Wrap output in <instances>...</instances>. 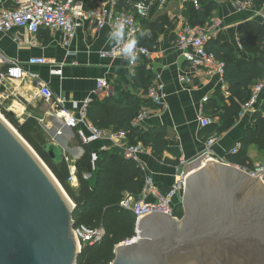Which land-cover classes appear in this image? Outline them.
Wrapping results in <instances>:
<instances>
[{
    "label": "crops",
    "instance_id": "obj_1",
    "mask_svg": "<svg viewBox=\"0 0 264 264\" xmlns=\"http://www.w3.org/2000/svg\"><path fill=\"white\" fill-rule=\"evenodd\" d=\"M17 1L0 0V9L17 6ZM200 1L203 4H217L205 24L213 28L214 24L221 23V29L212 38L220 36L223 42L230 43L240 59H254V52L241 46L238 26L248 19L264 22V7L254 8L255 12L241 11L234 6L233 0ZM100 3L95 2L91 8H97ZM189 4L190 0H162L156 5V10L148 19L157 20L165 16L168 23L155 38L157 45L151 56L145 62L139 61L135 67L130 66L126 58L111 55L112 49L120 42L110 38L109 33L113 30L110 26L96 30L90 23L84 22L69 44L63 31L56 29L42 28L37 34L28 28L0 32L1 105L20 116L22 121L35 117L47 132L48 141L61 146L65 158L76 166L77 160L85 153L84 143L76 129L65 127L64 122L53 115L54 108L59 106L73 110L76 103L80 108L86 100H102L122 91L145 96L134 79L137 69L142 67L139 82L150 77L152 85L162 86L167 95L164 106L153 110L143 127L147 130L165 127L169 144L162 159L154 155L151 145L143 144L145 151L139 158L140 164L162 190L170 188L177 181L178 167L182 161L194 160L207 151L206 141L210 137L216 138V141L200 162L216 159L250 171L256 164L264 163V148L257 144L249 145L248 163L252 164L251 168L232 162L230 153H239L243 147L245 130L254 126L252 114L264 106V92L259 95L253 110L240 114L239 120L229 129L219 130L223 105L220 96L230 95L228 84H223L217 76L209 77L193 70L178 46V32L189 23ZM35 57L46 58L47 62L30 63V59ZM12 61L21 63L27 70L28 74L23 79L10 81L1 78ZM183 75L192 78V83H184L181 80ZM99 78H105L110 83V88L102 94L97 88ZM40 83L49 84L54 93L52 100H44L39 95ZM74 112L78 113V110L74 109ZM202 117L210 118L212 123L202 126ZM58 129H63V134H57ZM104 146L111 147V142L105 138L93 142L96 151ZM86 175L91 177V173ZM77 185L78 182L75 183Z\"/></svg>",
    "mask_w": 264,
    "mask_h": 264
},
{
    "label": "water",
    "instance_id": "obj_2",
    "mask_svg": "<svg viewBox=\"0 0 264 264\" xmlns=\"http://www.w3.org/2000/svg\"><path fill=\"white\" fill-rule=\"evenodd\" d=\"M44 149L62 161L61 146ZM205 155L185 166L184 216L143 218L139 237L119 243L110 264H264V182L237 164L200 162ZM75 208L45 161L0 115V264H77Z\"/></svg>",
    "mask_w": 264,
    "mask_h": 264
},
{
    "label": "trees",
    "instance_id": "obj_3",
    "mask_svg": "<svg viewBox=\"0 0 264 264\" xmlns=\"http://www.w3.org/2000/svg\"><path fill=\"white\" fill-rule=\"evenodd\" d=\"M97 1L104 0H86V7L91 8ZM252 2L255 9L264 7V0H252ZM189 6L188 24L191 26L205 25L217 8L215 2L203 4L201 1L200 7H196L193 0H190ZM155 10L156 8L151 15ZM167 23L168 18L165 16L151 21L148 18L141 19V26L133 37L137 43L153 51L157 45L155 38L164 30ZM141 32L144 33L143 36ZM238 36L241 46L247 51L254 52V59L249 61L240 59L234 53L232 45L223 42L220 36L212 38L207 44L208 50L226 64L225 82L228 84L230 95L220 96L223 102L220 131L229 129L239 120L243 105L252 97L253 86L264 78V22L259 19L244 21L238 26ZM145 60L146 57L140 58L141 62ZM141 68L137 69L134 79L141 90L143 89L145 96L122 91L102 100L97 98L89 104L88 118L100 128L125 130L131 144L142 142L145 146L151 145L154 155L162 159L169 144L166 128L156 127L147 130L133 123L144 106L154 105L147 96V91L152 85L150 77L139 82ZM0 110L45 161L76 204L73 217L75 224H85L89 227L102 226L106 230L100 242L83 245L77 264H110L115 259L116 246L136 235V216L131 210L122 208L121 201L127 194L140 199L146 176L150 173L139 161L127 158L115 147L98 150L99 156L94 168L92 153L96 150L93 143H84L85 153L76 162L78 185H72L69 182L70 162L64 156L61 162L55 163L45 151L44 147L49 143L48 134L39 121L35 117H28L22 121L16 115H11L3 106H0ZM263 111L264 106L252 114L254 126L245 130L242 139L244 145L240 152L230 153L232 162L251 168L252 164L248 163L249 145L257 144L264 148ZM87 173H91L90 178L87 177ZM169 189L161 190L166 193ZM173 211L177 218L184 216V207L180 198L175 199Z\"/></svg>",
    "mask_w": 264,
    "mask_h": 264
},
{
    "label": "built area",
    "instance_id": "obj_4",
    "mask_svg": "<svg viewBox=\"0 0 264 264\" xmlns=\"http://www.w3.org/2000/svg\"><path fill=\"white\" fill-rule=\"evenodd\" d=\"M160 1L162 0H104L97 8H87L86 0H18L17 6L0 9V32H10L14 28H28L33 34H37L42 28L56 29L63 31L69 44L77 36L78 28L84 22H88L96 30H100L106 26L114 29L117 22L123 21L125 23L126 35L123 42H127L128 40L134 39L133 36L141 26V19L149 18L153 9ZM193 2L196 7H200V0H193ZM233 3L238 10L256 11L252 0H233ZM144 9H147L146 14H142ZM221 26V23L214 24L213 28L205 25L191 26L185 24L179 30L177 37L178 46L193 70L197 73H204L209 77L217 76L223 84L227 85L225 82V62L218 59L207 47L208 42L214 34L219 32ZM121 47L122 42L112 49L111 55L124 57L121 53ZM151 54L152 51L148 47L136 43L134 59L124 58L128 60L130 66L135 67L138 65L140 58H148ZM29 62L32 64H44L47 60L43 57H35L31 58ZM27 74V70L21 63L12 61L7 71L1 74V78L18 81L23 79ZM181 80L184 83H192V78L188 76H181ZM97 88L99 93L102 94L110 88V83L105 78H99L97 80ZM162 88V86L151 85L147 91V96L154 105L150 107L144 106L134 119V125L143 126L145 120L153 110L164 106L167 95ZM262 92H264V80L257 82L253 86L252 97L243 105L240 114L253 110ZM39 95L48 101L53 99L54 93L48 83H40ZM90 102V99L86 100L80 108L79 104L76 103L73 110L60 108L59 106L55 107L53 115L62 120L65 127L76 129L83 143H93L105 138L111 142V147L118 148L127 158H133L139 161L140 154L145 151L143 144H131L128 133L125 130L104 129L96 126L88 118ZM74 109L78 110V113H75ZM211 123L212 120L210 118H201L202 126H208ZM57 134H63V129H58ZM215 141L216 138L214 137L207 139V151L204 152L206 153L205 156L209 154V149ZM111 147L104 146L101 150H106ZM98 156L97 151L92 153V164L94 168L96 167ZM194 160L182 161L180 163L178 167V179L170 187L168 192H162L150 174L146 176L145 187L140 199H137L131 194H127L124 197L121 201V207L131 210L136 216V235L128 239V242L136 240L139 237L140 231L138 225L143 218L154 213H164L174 216L175 199L183 197L186 189L185 181L190 174L188 170L185 175V168L182 170V167H185ZM249 172L253 176H259V179L264 182V175H260L264 172V163L256 164ZM69 182L72 185H75L77 182L76 166L74 164H70ZM73 220L74 234L81 251L84 244H96L106 234V230L102 226L89 227L85 224H75V219L73 218Z\"/></svg>",
    "mask_w": 264,
    "mask_h": 264
},
{
    "label": "clouds",
    "instance_id": "obj_5",
    "mask_svg": "<svg viewBox=\"0 0 264 264\" xmlns=\"http://www.w3.org/2000/svg\"><path fill=\"white\" fill-rule=\"evenodd\" d=\"M146 13L147 9H144L142 14ZM143 35L144 33L141 32V36ZM109 36L110 38L115 39L118 42H122L121 53L124 57L128 59H134V51L137 40L132 39L128 40L127 42H123L125 37V23L123 21L117 22L114 29L109 33Z\"/></svg>",
    "mask_w": 264,
    "mask_h": 264
},
{
    "label": "rangeland",
    "instance_id": "obj_6",
    "mask_svg": "<svg viewBox=\"0 0 264 264\" xmlns=\"http://www.w3.org/2000/svg\"><path fill=\"white\" fill-rule=\"evenodd\" d=\"M2 106V105H1ZM4 106V105H3ZM0 113L3 115V116H5L4 114H3V112L0 110ZM17 116V115H16ZM17 117H19L20 118V116H17ZM6 118V117H5ZM7 119V118H6ZM9 121V120H8ZM10 122V121H9ZM11 123V122H10ZM12 124V123H11ZM13 125V124H12ZM185 167L183 166L182 167V170L184 169ZM180 200H181V202H182V198H180Z\"/></svg>",
    "mask_w": 264,
    "mask_h": 264
},
{
    "label": "bare ground",
    "instance_id": "obj_7",
    "mask_svg": "<svg viewBox=\"0 0 264 264\" xmlns=\"http://www.w3.org/2000/svg\"><path fill=\"white\" fill-rule=\"evenodd\" d=\"M0 115H2L1 113H0ZM3 116V115H2Z\"/></svg>",
    "mask_w": 264,
    "mask_h": 264
},
{
    "label": "flooded vegetation",
    "instance_id": "obj_8",
    "mask_svg": "<svg viewBox=\"0 0 264 264\" xmlns=\"http://www.w3.org/2000/svg\"><path fill=\"white\" fill-rule=\"evenodd\" d=\"M184 213H185V209H184Z\"/></svg>",
    "mask_w": 264,
    "mask_h": 264
}]
</instances>
